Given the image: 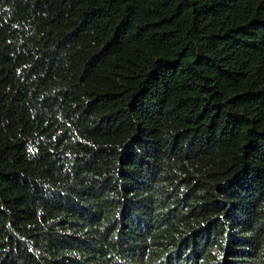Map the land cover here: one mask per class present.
<instances>
[{
  "label": "trees",
  "instance_id": "16d2710c",
  "mask_svg": "<svg viewBox=\"0 0 264 264\" xmlns=\"http://www.w3.org/2000/svg\"><path fill=\"white\" fill-rule=\"evenodd\" d=\"M0 264H264V0H0Z\"/></svg>",
  "mask_w": 264,
  "mask_h": 264
}]
</instances>
